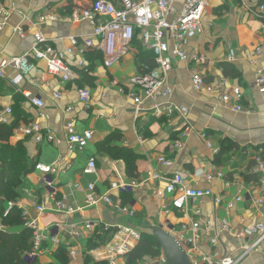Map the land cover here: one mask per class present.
Returning <instances> with one entry per match:
<instances>
[{
    "label": "crops",
    "instance_id": "crops-1",
    "mask_svg": "<svg viewBox=\"0 0 264 264\" xmlns=\"http://www.w3.org/2000/svg\"><path fill=\"white\" fill-rule=\"evenodd\" d=\"M2 1L10 16L8 23L0 31V64L5 59L26 55L32 48L37 33L43 34L46 41L58 49L70 46L71 37L93 35V27L89 23L72 22L68 13L71 10L69 7H73L70 14L87 8L91 4L90 0ZM219 1L205 16L204 32L188 45L191 54H206L209 62L200 65L195 61L188 63L176 60L165 81V87L170 88L171 93L145 99L138 107L139 110L134 99L127 94L126 84L131 77L140 74V49L146 52V56L153 54L144 48L140 40L134 45V50L132 47L124 59L109 68L104 65V54L96 48L90 49L86 54V69L77 67L79 57L70 56L69 64L78 76L68 82L50 75L46 62L33 57H30L29 65L23 70L12 66L5 69V77H0V118L4 119L1 123H18L10 143L15 145L23 141L30 156L39 158L40 163L57 168V173L49 175V179H52L50 187L43 182L44 174L35 168L28 176L23 197L17 202L11 201L18 208H26L29 216L28 218L24 214L26 220L38 218L41 229L45 230L59 223L68 225L74 219L82 222L85 219L101 220L113 225L133 227L142 234L150 233L153 226L162 225L167 229L168 225H175L169 220L174 214L180 217V223L189 222L195 217L194 212L182 213L170 206L169 196L158 195V191L165 189V182L148 180V175L158 170L166 175L182 173L190 186L211 188L214 196L222 197L223 203L220 205L216 204L214 197L196 202L201 210V219H212L218 223L227 219L239 231H246L264 221V204L258 205L256 202L263 191L258 184L260 175L254 171L253 160L256 154L262 156L264 151V94L252 86L258 73L264 75V30L261 20L244 11L238 1ZM222 10L230 15L219 17ZM45 16H55L56 19H43ZM207 18L211 20L210 25ZM219 18L228 20L223 25L218 23ZM18 28L25 30L23 36L18 33ZM257 47H262V55L255 56ZM231 50L235 51L237 60L230 63L240 71V77L224 73L222 63L228 62L227 56ZM194 69L201 71L208 82L224 83L228 90L241 87L245 111L236 112L225 106L217 91H196L191 80ZM85 72H88L91 84L82 78ZM122 87H125L126 92L122 91ZM81 89L91 91L88 104L80 100ZM25 92L44 101L42 114L40 109L28 101L23 94ZM57 95L60 97H56ZM70 106H73V111L68 110ZM176 107H186L187 117L178 113ZM8 109H12L11 114L7 113ZM70 118L75 120L79 131L90 130L94 133L92 141L86 147L71 150L66 139L60 145L48 142L36 144L22 131L25 124L35 121L43 128L64 136L65 125ZM114 132L121 136V139L114 140V145L131 148L139 155L138 177L128 176L124 160L115 159L106 151L100 150L99 144ZM224 140L236 143L240 149H234L229 160L219 166L215 159ZM177 144L182 146L178 147ZM160 156L171 160L172 166L160 165ZM92 157L97 160L95 174L85 172ZM200 169L206 172L222 171L225 178H216L211 182L205 177L196 178L194 174ZM255 174L257 181L247 180L248 176ZM131 178H137L140 182L147 181L141 187L134 188L131 202L125 204L122 191L110 189V181L123 179L129 182ZM90 183H96L101 195H109L114 202L121 200L122 208L131 209L134 215L103 201L94 207H86L80 213L82 216L67 217L54 211L52 193L66 197L70 205L82 207L85 206L86 188ZM231 201H237L233 209L227 207ZM9 202H5L6 210ZM39 204L48 208L40 216L37 211ZM164 206L167 208L164 209ZM22 208L20 209L24 213ZM148 223H152L149 230L146 226ZM26 228V223L9 226L0 218V230L20 234ZM61 236L63 239L67 238L66 235ZM107 242L108 237L105 247L85 249L83 255L75 260L69 258L67 248L69 264H85L86 255L97 262H108ZM47 243L39 261L41 264H60L54 258V252L59 246ZM244 243L245 240L234 233L222 231L219 244L213 252L238 256ZM204 250L210 251V248L205 246ZM121 258L126 264V258ZM119 259L120 257L117 262H120ZM241 264H264V242L259 251L253 252Z\"/></svg>",
    "mask_w": 264,
    "mask_h": 264
},
{
    "label": "built area",
    "instance_id": "built-area-1",
    "mask_svg": "<svg viewBox=\"0 0 264 264\" xmlns=\"http://www.w3.org/2000/svg\"><path fill=\"white\" fill-rule=\"evenodd\" d=\"M253 17L262 22L264 30V1L260 0H236ZM209 0H120L118 4L108 0H97L82 10L75 11L70 19L72 22H87L93 27L92 37H71L70 46L65 49H58L51 43H48L43 34L37 33L34 37L33 45L30 51L22 57H13L5 59L0 64V77L4 78V71L8 67H14L23 70L29 65L30 57L37 60H44L47 66V72L50 75L60 78L64 82L71 81L78 75L69 64V57H79L76 65L80 69H86V54L96 48L104 54V65L109 68L120 62L131 52L134 40L137 38L142 42L145 49L152 51L157 63L153 70L140 73L131 77L127 81V94L132 97L137 105V110L145 99H154L160 95H169L171 89L165 87L166 75L174 66L176 60L192 63L195 61L200 65H206L209 59L206 54H191L188 51L189 43L205 30V16L208 13ZM9 12L0 0V31L9 21ZM46 18L56 19L55 16ZM18 33L24 35L25 30L18 28ZM96 39H98L96 41ZM263 54L262 47H257L255 56ZM237 56L234 50H231L227 56L228 62H235ZM192 85L196 91H207L208 93L219 92L220 101L227 107L236 112L245 111L242 104L244 92L241 87L227 89L225 84L212 83L206 80V76L199 70L192 72ZM253 87H256L261 94H264V75L258 73ZM122 91L126 92L125 87ZM28 101L40 109V114L45 107L44 101L33 96L30 92L23 93ZM56 97H60L57 95ZM81 102L88 104L91 100V91L89 89L80 90ZM178 113L184 118L188 115L186 107H176ZM73 111V106L68 108ZM7 113L11 114L12 109ZM0 122L4 119L0 118ZM25 136L31 137L36 144L48 142L54 145H60L66 139L71 150L75 147L84 148L93 139L94 133L90 130L79 131L76 122L70 118L65 125L64 136H60L51 129L40 126L32 121L25 124L22 128ZM205 137V135H203ZM181 147L182 144H177ZM255 161L254 171L260 175L258 184L261 186L263 195L257 199L258 205L264 204V158L256 154L253 157ZM158 163L165 167H171L172 161L164 156L158 158ZM36 169L44 174L43 182L48 187L52 186V179L49 175L57 173V168L44 163H38ZM86 173L95 174L97 172V160L90 158L85 169ZM196 178L205 177L207 181H213L216 178H225L222 171L206 172L197 170L194 174ZM148 180H160L165 182V189L158 191L159 196H169L171 205L174 209L183 213L191 212L195 217L189 222L168 225V230L177 238L182 247L187 251L193 264H241L244 260L251 257L253 252L259 251L262 242H264V221L256 223L246 231H239L232 223L223 219L221 223L212 219H201L200 207L196 202H201L206 197H214L217 205L223 203L221 196H214L211 188H200L190 186L182 173L176 172L166 175L160 171H154L148 175ZM147 180H145L146 182ZM145 182L138 181L137 178H131L129 182L120 179L110 181V189H116L122 192H133L134 188L141 187ZM54 204V211L66 215L67 217H76L86 207H94L100 202L113 205L116 208L124 210L127 214L133 216L134 211L129 208L123 209L121 200L114 202L109 195H101L97 191L96 183H90L86 188L85 206L76 207L70 205L66 197H60L56 193L51 194ZM239 199V198H238ZM237 201L228 202L227 207L233 209ZM10 209L16 206L9 202ZM196 207V208H195ZM22 208V207H20ZM164 209L167 206L163 207ZM25 216H28L26 208ZM39 216L48 211L43 205H37ZM168 212L169 210L166 209ZM82 216V215H81ZM26 226L32 230L31 250L26 254L27 261H33L39 258L45 249V242H50L54 246H60L65 243L68 247L69 258L72 260L82 256L85 251L86 240L95 234L106 233L108 237L107 249L109 255L107 260L109 264H118L119 257H126V254L140 241L142 233L137 229L122 225L109 224L101 220L85 219L82 221L73 220L70 224H55L50 229H41L38 218L28 219ZM222 231L234 233L238 238L244 239L240 255L235 256L229 253H214V249L219 244V235ZM62 235L67 238L63 239ZM210 248L205 251L204 247ZM214 251V252H213ZM215 254V255H212ZM138 264H168L164 252L156 257H145Z\"/></svg>",
    "mask_w": 264,
    "mask_h": 264
},
{
    "label": "trees",
    "instance_id": "trees-1",
    "mask_svg": "<svg viewBox=\"0 0 264 264\" xmlns=\"http://www.w3.org/2000/svg\"><path fill=\"white\" fill-rule=\"evenodd\" d=\"M90 1L93 2L97 0ZM108 1L118 4L120 0ZM69 10L72 12L73 7H69ZM70 12H68L69 16L72 15ZM138 42L139 39L136 36L132 46L133 50L134 45ZM98 51L102 53L100 50ZM145 53L143 49H140V54L138 55L140 73L149 72L157 65L154 54L146 56ZM222 67L225 75L240 77V71L233 63L224 62L222 63ZM82 78L85 81H89V84H91L88 72L83 73ZM17 127V121L11 124H3L0 122V218H2L4 224L9 226L24 225L27 222L23 211L18 208V206H14L10 209L9 213L6 214L5 202L16 201L22 197V192L25 188L28 176L34 172L39 163V158L29 155L23 141H19L15 145L10 143L14 129ZM119 139H121V136L117 132H114L110 134L105 141L99 144V148L109 153L115 159L124 160L126 162L128 176L138 177L137 160L139 155L131 148L114 145V140ZM221 145L222 148L215 159V163L219 166L224 165L229 160V156H232L230 154L234 149H240L237 144L232 141L226 140L225 142L224 140ZM262 156L264 158V151ZM247 180L257 181V175L248 176ZM121 195L125 204L131 202L133 197L131 192H122ZM32 234V230L28 227L20 234L0 230V264H41L39 259L31 262L25 259L26 254L32 247L31 242H29ZM106 239V233H97L86 240L85 248L86 250L96 248L100 242H104ZM45 246H48L47 242ZM67 248V245L62 243L54 252V258L60 264H69V260L66 256ZM161 251V246L156 237L151 232L143 233L140 241L126 254V264H138L143 261L145 257L158 256ZM85 264L109 263L97 262L91 256L86 255Z\"/></svg>",
    "mask_w": 264,
    "mask_h": 264
},
{
    "label": "water",
    "instance_id": "water-1",
    "mask_svg": "<svg viewBox=\"0 0 264 264\" xmlns=\"http://www.w3.org/2000/svg\"><path fill=\"white\" fill-rule=\"evenodd\" d=\"M151 233L159 242L162 251L167 257L168 264H193L187 251L168 229H165L162 225L153 226Z\"/></svg>",
    "mask_w": 264,
    "mask_h": 264
},
{
    "label": "rangeland",
    "instance_id": "rangeland-1",
    "mask_svg": "<svg viewBox=\"0 0 264 264\" xmlns=\"http://www.w3.org/2000/svg\"><path fill=\"white\" fill-rule=\"evenodd\" d=\"M184 1V0H183ZM220 3V1L219 0H209V6H208V11H211L214 7H216L218 4ZM222 13L221 14H219L218 16L220 17H224V16H228V12L227 11H221ZM211 14H213V13H211ZM214 15V14H213ZM230 15V14H229ZM210 16H212V15H208V17H210ZM210 19V18H209ZM207 20H208V18H207ZM228 19H226V18H219V22L218 23H225L226 21H227ZM208 21H210L209 22V25H210V23H211V20H208ZM224 25V24H223ZM23 197V196H22ZM17 201H19V200H16V202ZM169 220H171L174 224H180V217H178L177 215H172L171 216V218H169ZM147 229L149 230L150 228H151V226H152V223H148L147 225ZM145 233V232H144ZM148 233V232H147ZM105 245H106V243H105V241L104 242H100V244L98 245V247H105ZM67 256V255H66ZM119 261L120 262H118V264H124V262H125V260L123 259V258H121L120 257V259H119Z\"/></svg>",
    "mask_w": 264,
    "mask_h": 264
}]
</instances>
